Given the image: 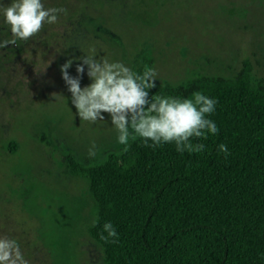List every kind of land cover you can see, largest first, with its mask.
Here are the masks:
<instances>
[{
	"label": "rangeland",
	"instance_id": "rangeland-1",
	"mask_svg": "<svg viewBox=\"0 0 264 264\" xmlns=\"http://www.w3.org/2000/svg\"><path fill=\"white\" fill-rule=\"evenodd\" d=\"M11 3L0 0V42L14 38L3 16ZM42 3L67 13L0 48V236L17 240L28 264H106L89 234L96 215L89 184L68 159L95 166L124 146L109 114L95 123L78 117L61 66L72 59L76 76L84 56L133 71L146 62L163 95L197 74L234 76L245 62L264 79V0ZM84 67L81 87L91 82Z\"/></svg>",
	"mask_w": 264,
	"mask_h": 264
},
{
	"label": "trees",
	"instance_id": "trees-1",
	"mask_svg": "<svg viewBox=\"0 0 264 264\" xmlns=\"http://www.w3.org/2000/svg\"><path fill=\"white\" fill-rule=\"evenodd\" d=\"M164 91L149 94L190 98L199 91L216 99L209 119L218 134L193 140L203 152L153 148L138 138L99 165L68 159L70 172L89 184L96 209L89 234L106 264H264V79L245 62L234 76L197 74ZM107 222L115 243L100 238Z\"/></svg>",
	"mask_w": 264,
	"mask_h": 264
},
{
	"label": "clouds",
	"instance_id": "clouds-1",
	"mask_svg": "<svg viewBox=\"0 0 264 264\" xmlns=\"http://www.w3.org/2000/svg\"><path fill=\"white\" fill-rule=\"evenodd\" d=\"M59 13L66 14L67 9H46L42 0H12L3 9V16L14 38L0 42V48L16 45L17 40H29L41 31L45 22L56 23ZM80 60L82 63L76 66V76L68 71L73 64L72 59L60 68L62 79L71 93V104L82 121H104L103 114H109L118 134L117 142L124 146V152L129 150L130 140L139 138L145 146L153 148L174 144L179 153H200L205 150V145L193 143V140L218 134L219 128L209 119L216 109L215 98L199 91L192 93L190 98L150 96L149 90L156 87L157 72L154 68L146 67L142 73H137L122 62L110 63L107 59L98 60L93 56H84ZM85 65L91 82L81 87ZM218 150L225 158L230 155L225 144H220ZM88 155H97L95 142ZM103 231L107 236L101 234L100 238L105 242L118 240V233L111 222L103 225ZM0 264H28L17 240L0 236Z\"/></svg>",
	"mask_w": 264,
	"mask_h": 264
}]
</instances>
